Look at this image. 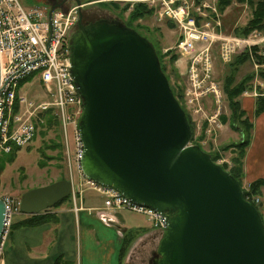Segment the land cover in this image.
Segmentation results:
<instances>
[{
  "label": "water",
  "instance_id": "water-1",
  "mask_svg": "<svg viewBox=\"0 0 264 264\" xmlns=\"http://www.w3.org/2000/svg\"><path fill=\"white\" fill-rule=\"evenodd\" d=\"M80 5L79 0H74ZM65 0L51 6L66 9ZM71 77L83 98V175L166 220L151 264H264V224L239 182L191 144L186 113L152 43L117 19L82 21L71 37ZM57 180L21 195L38 214L70 196ZM6 204L0 197V238Z\"/></svg>",
  "mask_w": 264,
  "mask_h": 264
},
{
  "label": "built area",
  "instance_id": "built-area-1",
  "mask_svg": "<svg viewBox=\"0 0 264 264\" xmlns=\"http://www.w3.org/2000/svg\"><path fill=\"white\" fill-rule=\"evenodd\" d=\"M146 2L154 10L158 19L169 18L180 26L181 39L177 43L178 51L191 57V83L209 79V46L213 30L198 27L190 12L187 1L175 0H137ZM66 5V4H65ZM82 4L76 2L66 5V9L51 6L26 8L20 0H0V150L10 152L14 145H27L33 138L36 120L50 110L56 118L62 140L64 154L69 165L68 180L73 183L74 173L84 178V184L104 197L106 209H126L146 216L153 227L163 232L166 220L157 211L135 204L115 188L101 185L86 178L80 166L83 143L79 134V121L83 113V98L71 77L70 42L76 30ZM246 38L229 36L220 41V55L228 62L237 51L247 46L249 58H254L250 47L263 41L258 32ZM256 42L250 44L255 40ZM261 40V41H257ZM241 48V49H239ZM264 55V49L258 52ZM36 80L42 88L45 98L35 100L20 93L25 82ZM23 83L20 86V82ZM194 90V89H193ZM188 107L196 108L197 98L191 97V89L186 91ZM72 146V148H71ZM75 169V171H74ZM82 193L81 185H72L70 198L72 207ZM247 201L257 203L258 198L245 195ZM6 214L3 233L0 238V264H3L4 245L12 223V216L19 211V202L10 196H3ZM107 223L112 218L107 211L101 213Z\"/></svg>",
  "mask_w": 264,
  "mask_h": 264
},
{
  "label": "rangeland",
  "instance_id": "rangeland-1",
  "mask_svg": "<svg viewBox=\"0 0 264 264\" xmlns=\"http://www.w3.org/2000/svg\"><path fill=\"white\" fill-rule=\"evenodd\" d=\"M52 0H20L25 7L48 6ZM62 1V0H61ZM83 5L81 8L82 21H93L99 18H112L121 21L123 24H128L134 28L139 34L146 37L154 46L157 53L160 67L168 78L173 94L179 98L178 102L184 109L188 122L192 131L190 143L198 145L201 149L216 156V162L219 165H232V157L236 155L235 150L229 148L230 143L236 142L239 135L227 125L219 121V115H229L227 107L228 99L224 93V87L229 77H233L232 85L234 86L246 76H251V89L245 90L243 93H253L256 96L264 91V80L259 76V69L264 68V62L259 63L256 54L254 58H249L242 64H234L233 61L237 55L247 51V46H244L241 51H237L232 59L228 62L222 60L220 55V41L226 37L236 36L237 30L243 27L251 17V8L248 0H230L224 12L219 10V2L222 0H175L176 3L187 1L190 12L195 19V24L198 27L212 29L214 33L209 46L210 53V75L209 79L204 81H195L198 86L193 87L191 83V57L186 54H181L178 51L177 43L181 39L180 26L169 20V18L158 19L146 2L137 0H79ZM168 1V0H167ZM256 2L258 0H249ZM68 5H73L74 0H65ZM115 2L117 7H113L110 3ZM144 3L153 12L139 17L136 20L128 19L133 3ZM128 9H123L128 5ZM238 28V29H237ZM257 31V30H254ZM252 31L250 34L253 35ZM257 37H262L264 32L257 31ZM249 34V35H250ZM248 35V36H249ZM246 36V37H248ZM241 37V38H246ZM250 42L254 44L255 38L250 37ZM258 42L261 40H257ZM258 46V51L264 49V41L255 44ZM241 49V48H239ZM257 54L264 57V55ZM231 85V86H232ZM191 89V97L197 98L196 108L188 107L185 99L186 91ZM194 89V90H193ZM20 93L35 100L45 98L42 88L36 80L25 82ZM242 93V94H243ZM259 93V94H258ZM241 98L240 95L238 99ZM217 101V102H216ZM41 120H36V129L32 140L16 152L14 158L4 163V169L0 173V197L10 196L16 200L21 199V195L34 187L42 186L57 180L68 179L69 165L66 163V155L64 154L65 144L62 140L60 129L54 128L45 130V117L40 115ZM252 129L250 130L251 137ZM60 141L61 148H46L49 142ZM72 148V146H71ZM11 152V151H10ZM8 152V153H10ZM0 150V156L8 154ZM8 156V155H7ZM5 156V157H7ZM44 162V165L40 163ZM243 164V163H242ZM228 167V168H229ZM243 170V168H242ZM75 171V169H74ZM240 185L243 191L249 190V184L243 182V172ZM261 188H259L256 196L258 201L256 207L260 213L264 224V213L260 212L262 200L260 198ZM250 195V194H249ZM262 211V210H261ZM130 213V212H126ZM24 213H14L12 221H14ZM26 215V214H25ZM130 215V214H128ZM130 221L134 216H131ZM18 227V226H17ZM16 227V228H17ZM15 228L12 227L13 231ZM24 231V230H19ZM158 232V231H157ZM24 233V232H22ZM161 237L162 232H158ZM7 241L5 243V252L8 248ZM156 247L137 248L131 254L129 262L126 264H147L156 251ZM126 254V253H125Z\"/></svg>",
  "mask_w": 264,
  "mask_h": 264
},
{
  "label": "crops",
  "instance_id": "crops-1",
  "mask_svg": "<svg viewBox=\"0 0 264 264\" xmlns=\"http://www.w3.org/2000/svg\"><path fill=\"white\" fill-rule=\"evenodd\" d=\"M262 38L264 41V35ZM240 97L241 107L253 124L242 159L243 182L248 185L264 178V112L255 115V94L243 93ZM73 180L72 185H81L82 190L76 201L78 209H73L69 196L38 213L36 225L22 224L32 214L17 217L5 241L9 243L3 252V264H126L137 248H157L160 230L146 216L126 209H106L103 195L87 187L82 176L74 173ZM261 190L260 212L264 213V187ZM105 210L112 218L110 223L101 218ZM128 214L135 218L130 221ZM127 233L132 237L121 260L120 251Z\"/></svg>",
  "mask_w": 264,
  "mask_h": 264
},
{
  "label": "trees",
  "instance_id": "trees-1",
  "mask_svg": "<svg viewBox=\"0 0 264 264\" xmlns=\"http://www.w3.org/2000/svg\"><path fill=\"white\" fill-rule=\"evenodd\" d=\"M248 3L250 5L249 7L251 8L252 13H251V17L248 19L246 24L243 27H241L240 29L237 28L238 29L237 35L240 37H246L254 30L264 32V0H258L256 2L248 0ZM110 4L113 5V4H115V2H112ZM127 4L128 5H126V7H124L123 9H128L130 4L129 3H127ZM219 4H221L219 6V10H223L227 5L230 4V0H222L221 2H219ZM113 7L115 8L117 6L113 5ZM152 12H153V10L148 8L144 3L135 2V3H133L132 9L130 11V15L128 16V19L136 20V19H139V17L150 14ZM126 25L129 26L128 24H126ZM250 50L252 53L256 54V56H257L256 58L260 64L264 62V57L257 54V51H258L257 45L251 46ZM248 59H249V55H248V50H247V51H244L241 54L237 55V57L235 58L233 63L234 64H242V63L246 62ZM258 74H259V76H262V78L264 80V68L259 69ZM228 79H230V80L226 81V84L224 87V93L228 99V106L231 110L230 118H231L232 123L234 122L239 127L242 128L243 139L238 140V141L233 142V143H230V145H229V148H231L232 150H235V152H236V155L234 157H232V165L229 167L227 164H222L221 166L224 170H227L233 177H235V179L240 184V181L242 179V172H243V170H242V159L244 157L246 147L250 143L251 137L248 138V135H250V130L252 129L253 124H252V122H250L251 120H249L248 117L246 116L245 110L242 109L241 104H240L239 99H238V96L241 95L245 90H249V88L251 87V85L249 83L251 80V76H246L244 79L239 81L234 86L232 85L233 77H229ZM22 83H23V81L20 82V86ZM174 96L176 97V95H174ZM176 99L179 100L178 97H176ZM261 112H264V91L260 92V94L256 96V101H255V111H254L255 115H258ZM42 116L45 117V130L51 129L54 127H56V128H54L55 130L58 129V122H57L56 118L54 117V115H52V112L50 110L43 113ZM61 145L62 144L60 143V141L59 142L54 141V142H49L46 145V148H48V149L61 148ZM20 149H21L20 146L14 145L12 147V150L10 153L3 154V156H0V173L4 169V163L11 161L14 158V155L16 154V152ZM5 156H7V157H5ZM210 156H211V159L214 162H216V156H214V155H210ZM40 164L44 165V162H41ZM262 186H264V178L258 179L256 181H253L252 183H250L249 184V190L248 191L244 190L243 193L245 195H247V194H250V195L258 194L259 188H261ZM67 198H65V199H67ZM64 200H62V201H64ZM62 201H60L59 203H61ZM59 203H57V204H59ZM57 204H55V205H57ZM253 204L256 206V203H253ZM38 219H39L38 214L28 215V217L22 222V224L25 226H33V225H36L39 223ZM131 237H132V235H129L128 233L125 234L124 242H123V245H122L121 251H120V259L121 260L123 259L124 255L127 251V248H128L130 241H131L130 240Z\"/></svg>",
  "mask_w": 264,
  "mask_h": 264
},
{
  "label": "flooded vegetation",
  "instance_id": "flooded-vegetation-1",
  "mask_svg": "<svg viewBox=\"0 0 264 264\" xmlns=\"http://www.w3.org/2000/svg\"><path fill=\"white\" fill-rule=\"evenodd\" d=\"M61 2V0H52L51 2H50V6H53L54 4H57V3H60ZM64 4H66L67 5V2H64ZM65 5V6H66ZM82 14V13H81ZM85 22H89V21H85ZM217 102V101H216ZM227 107H228V109H229V115L227 116V115H219V121L221 122V123H223L224 125H227V127L229 128H231L232 130H234V131H236L237 133H238V135H239V139L238 140H242L243 139V130H242V128L241 127H239L236 123H232V121H231V118H230V113H231V110H230V108H229V106H228V103H227ZM246 113V112H245ZM247 116V115H246ZM248 117V116H247ZM248 119H249V117H248ZM250 120V119H249ZM251 122V121H250ZM152 257H153V255H152ZM152 257H151V259H152ZM150 261V260H149ZM147 264H151L150 262H148Z\"/></svg>",
  "mask_w": 264,
  "mask_h": 264
},
{
  "label": "bare ground",
  "instance_id": "bare-ground-1",
  "mask_svg": "<svg viewBox=\"0 0 264 264\" xmlns=\"http://www.w3.org/2000/svg\"><path fill=\"white\" fill-rule=\"evenodd\" d=\"M25 7V6H24ZM35 7H42V6H35ZM26 8H32V7H26ZM78 22V21H77ZM76 28H77V25H76Z\"/></svg>",
  "mask_w": 264,
  "mask_h": 264
}]
</instances>
